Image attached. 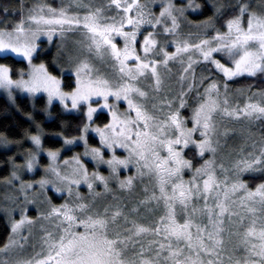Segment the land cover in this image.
<instances>
[{"label":"snow or ice","instance_id":"6c2138e0","mask_svg":"<svg viewBox=\"0 0 264 264\" xmlns=\"http://www.w3.org/2000/svg\"><path fill=\"white\" fill-rule=\"evenodd\" d=\"M0 96V264H264V0H0Z\"/></svg>","mask_w":264,"mask_h":264},{"label":"trees","instance_id":"16d2710c","mask_svg":"<svg viewBox=\"0 0 264 264\" xmlns=\"http://www.w3.org/2000/svg\"><path fill=\"white\" fill-rule=\"evenodd\" d=\"M51 2L53 1L51 0ZM200 19H203V17H200ZM52 51L54 53L55 48H53ZM250 83H253L251 79L240 78L237 82L233 83V88L235 89L237 87H245ZM258 86H261V85H258ZM4 103H6V99L3 96H0V105H3ZM4 229H5V221L0 220V240L6 238Z\"/></svg>","mask_w":264,"mask_h":264},{"label":"rangeland","instance_id":"374dc122","mask_svg":"<svg viewBox=\"0 0 264 264\" xmlns=\"http://www.w3.org/2000/svg\"><path fill=\"white\" fill-rule=\"evenodd\" d=\"M54 3H59V0H52ZM6 99V98H5Z\"/></svg>","mask_w":264,"mask_h":264}]
</instances>
